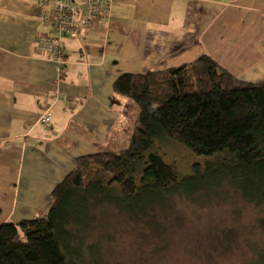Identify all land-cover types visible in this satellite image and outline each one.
I'll use <instances>...</instances> for the list:
<instances>
[{
    "label": "crops",
    "instance_id": "0c3cea01",
    "mask_svg": "<svg viewBox=\"0 0 264 264\" xmlns=\"http://www.w3.org/2000/svg\"><path fill=\"white\" fill-rule=\"evenodd\" d=\"M53 12L52 0H0V223L46 213L78 157L127 147L139 109L113 90L119 75L206 54L264 81V0H112L103 22L60 37L61 72L36 43L53 35L42 20Z\"/></svg>",
    "mask_w": 264,
    "mask_h": 264
},
{
    "label": "trees",
    "instance_id": "16d2710c",
    "mask_svg": "<svg viewBox=\"0 0 264 264\" xmlns=\"http://www.w3.org/2000/svg\"><path fill=\"white\" fill-rule=\"evenodd\" d=\"M113 90L139 109L127 147L78 157L46 213L0 223V264L94 263L91 227L113 208L140 225L154 205L220 184L246 187L244 199L260 204L253 192L264 185V81L240 80L203 54L163 71L121 74ZM169 142L207 160L180 178L161 153Z\"/></svg>",
    "mask_w": 264,
    "mask_h": 264
},
{
    "label": "rangeland",
    "instance_id": "374dc122",
    "mask_svg": "<svg viewBox=\"0 0 264 264\" xmlns=\"http://www.w3.org/2000/svg\"><path fill=\"white\" fill-rule=\"evenodd\" d=\"M180 178L207 160L190 148L169 142L161 149ZM245 191H243V190ZM252 190L220 184L172 197L154 205L135 225L123 209L102 214L90 234L97 242L89 264H264V185L254 191L260 204L247 201ZM137 226V227H136ZM91 229H88V232ZM99 248V250H98Z\"/></svg>",
    "mask_w": 264,
    "mask_h": 264
},
{
    "label": "built area",
    "instance_id": "2783aa9c",
    "mask_svg": "<svg viewBox=\"0 0 264 264\" xmlns=\"http://www.w3.org/2000/svg\"><path fill=\"white\" fill-rule=\"evenodd\" d=\"M45 4L48 0H40ZM54 12L52 15H44L42 20L52 28L53 35L38 37L37 46L54 59L57 70H63L65 53L60 43V37L67 33H77L80 27L88 26L93 20L103 22L110 10L112 0H81V3H70L69 0H52ZM85 6L87 15L82 17L81 9ZM41 121L49 122L50 114L44 112Z\"/></svg>",
    "mask_w": 264,
    "mask_h": 264
}]
</instances>
